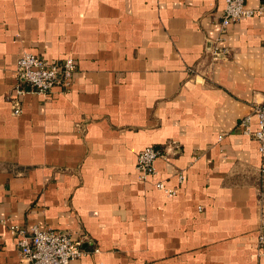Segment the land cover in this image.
<instances>
[{
  "label": "crops",
  "instance_id": "0c3cea01",
  "mask_svg": "<svg viewBox=\"0 0 264 264\" xmlns=\"http://www.w3.org/2000/svg\"><path fill=\"white\" fill-rule=\"evenodd\" d=\"M225 3L0 0V264L21 262L11 223L70 232L83 264H264V157L240 123L264 101V0L223 32ZM25 49L73 56L71 86L30 90Z\"/></svg>",
  "mask_w": 264,
  "mask_h": 264
},
{
  "label": "built area",
  "instance_id": "2783aa9c",
  "mask_svg": "<svg viewBox=\"0 0 264 264\" xmlns=\"http://www.w3.org/2000/svg\"><path fill=\"white\" fill-rule=\"evenodd\" d=\"M254 13H262L261 8L246 6V0H226L223 18L221 21L222 31L245 16ZM221 52H228L218 44L213 47L214 57ZM76 69V60L73 56L64 59L48 58L39 53L23 50L17 60L15 72L20 79L29 85L30 90L43 94H50L55 87L62 91L71 86V79ZM27 90L17 85L15 87L14 113L22 112L20 95ZM256 119V126L253 120ZM241 127L244 133L252 136L258 143V150L264 157V101L255 102L251 111L242 117ZM163 153L154 145H147L138 152L136 168L141 179H149L157 173V159ZM179 182L183 181L184 175H178ZM157 188L168 195L178 192L177 186H170L164 180L155 181ZM11 233L18 235L21 262L19 264H83L82 258L86 251L82 247V240L67 231L56 229L52 226L32 225L23 227L16 223L9 226ZM259 254L264 256V227L258 235Z\"/></svg>",
  "mask_w": 264,
  "mask_h": 264
}]
</instances>
